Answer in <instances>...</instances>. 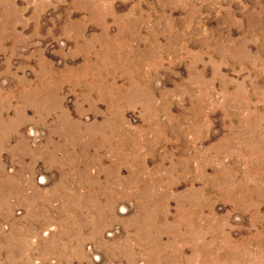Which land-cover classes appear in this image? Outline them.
<instances>
[{
    "label": "rangeland",
    "instance_id": "obj_1",
    "mask_svg": "<svg viewBox=\"0 0 264 264\" xmlns=\"http://www.w3.org/2000/svg\"><path fill=\"white\" fill-rule=\"evenodd\" d=\"M0 264H264V0H0Z\"/></svg>",
    "mask_w": 264,
    "mask_h": 264
}]
</instances>
